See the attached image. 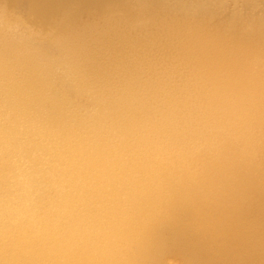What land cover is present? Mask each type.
Listing matches in <instances>:
<instances>
[{"label":"bare ground","instance_id":"1","mask_svg":"<svg viewBox=\"0 0 264 264\" xmlns=\"http://www.w3.org/2000/svg\"><path fill=\"white\" fill-rule=\"evenodd\" d=\"M0 264H264V0H0Z\"/></svg>","mask_w":264,"mask_h":264}]
</instances>
